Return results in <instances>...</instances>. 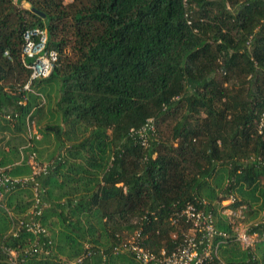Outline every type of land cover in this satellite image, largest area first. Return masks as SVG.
Instances as JSON below:
<instances>
[{
	"label": "trees",
	"instance_id": "obj_1",
	"mask_svg": "<svg viewBox=\"0 0 264 264\" xmlns=\"http://www.w3.org/2000/svg\"><path fill=\"white\" fill-rule=\"evenodd\" d=\"M34 27L58 55L50 76L30 83L42 85V98L20 91L30 75L21 34ZM52 94L49 109L42 101ZM2 114L14 121L10 130L0 116L11 134L25 132L29 115L39 139L24 150L48 165L37 179L50 254L24 264H67L87 250L84 264L101 261V251L108 264H137L113 247L138 229L146 250L169 254L189 228L172 222L188 201L231 235L216 205L233 197L222 209L243 207L246 222L264 210V0H0ZM148 120L142 143L134 132ZM13 141L0 166L27 176L28 159L15 163L26 143ZM32 202L28 186L5 208L21 216ZM9 229L0 208V264H8L2 244L33 239ZM217 256L264 264V241L249 250L228 241Z\"/></svg>",
	"mask_w": 264,
	"mask_h": 264
},
{
	"label": "built area",
	"instance_id": "obj_2",
	"mask_svg": "<svg viewBox=\"0 0 264 264\" xmlns=\"http://www.w3.org/2000/svg\"><path fill=\"white\" fill-rule=\"evenodd\" d=\"M21 63L29 71V80L20 91H30V83L33 80H42L50 76L56 66L58 55L54 50H47V32L44 28L34 27L26 29L21 34ZM8 56L7 51L4 52ZM5 119L12 121L10 115H4ZM29 137L38 138L36 126L29 120ZM151 120L136 130L142 143L146 141L147 131H152ZM30 146V145H28ZM27 164L31 173L27 176H11L8 169L0 166V208L6 210L10 229L7 236L13 239L19 238L23 234L31 236V242L24 247H9L1 245V250L6 257L8 264H24L28 259L35 256H48L50 254V241L47 238V231L40 224L42 211L45 207V189L38 183V177L45 175L48 171L47 164H40L35 153H30ZM31 186L33 189L32 206L21 216H16L5 208V200L19 189ZM234 202V198L222 201V206H227ZM243 207L236 210L226 208L222 214L230 225L231 235L218 230L215 227V214L212 211L198 209L197 204L188 201L182 210L176 215V220H183L189 225L187 231L181 234V243L171 253L161 251L159 254L146 250L141 245L140 230L133 235L125 237L118 245L113 247V253H126L137 264H224L218 260V250L220 246L228 241L236 242L241 249H253L257 243L264 241V211L260 217L251 222L244 221ZM5 239V237H4ZM88 249V246H85ZM97 264H108L105 255ZM91 257V252L86 251L75 260L67 264H84V261Z\"/></svg>",
	"mask_w": 264,
	"mask_h": 264
},
{
	"label": "crops",
	"instance_id": "obj_3",
	"mask_svg": "<svg viewBox=\"0 0 264 264\" xmlns=\"http://www.w3.org/2000/svg\"><path fill=\"white\" fill-rule=\"evenodd\" d=\"M42 86V85H41ZM41 86H39V85H31L30 86V91H28L29 93H31L32 95H34L35 97H37V96H39L40 98H42V95H41V92L39 91L40 90V88H41ZM37 101H39V99L37 100ZM42 102H44V100L42 101ZM5 115V114H4ZM4 115L2 114V115H0L3 119H5V117H4ZM29 116V115H28ZM27 116V118H26V122H25V128H26V131L25 132H22V133H17V134H19V135H25L26 134V141H25V143H26V145H22V146H19L18 147V157H19V159H18V161H16L15 163H19V162H21L24 158L26 159H28V156L30 155V152H27V151H25L24 149H27L29 146L28 145H33V143H34V141L35 140H38L39 139V134H38V138L36 139V138H33V137H29V128H28V123H29V120H30V118ZM7 120V119H6ZM2 121V120H1ZM0 121V141H1V139L2 138H4L6 141L7 140H9V138H10V136L12 137V136H15L16 135V133L15 134H11L10 132V134L9 133H6V131H3V129H2V122ZM11 122H14L13 120L12 121H10V123ZM13 129V126L11 125L10 126V130H12ZM37 131V130H36ZM37 133H38V131H37ZM5 141V142H6ZM4 142V143H5ZM4 143H3V145L2 146H4V147H1V144H2V142H0V160H1V156H2V153H4L5 155H7L8 154V148H7V146H5L4 145ZM30 148V147H29ZM37 148L40 150H42V148L41 147H39V146H37ZM51 150V149H50ZM34 153V152H33ZM25 154V155H24ZM36 155V154H35ZM15 159V157L14 158H11V160H14ZM42 159L43 158H41V161H42ZM9 167H10V164H8V165H6L5 166V168H7V169H9ZM43 200H44V198H43ZM44 203H45V207H44V209L47 207V205H48V203L47 202H45L44 201ZM222 205H216V212H217V214H221L222 216H224L223 214H222V212H223V210L224 209H226V208H224V209H222ZM44 209H43V211H44ZM43 211H42V214H43ZM264 210H262L261 212H259V214L257 215V216H255L254 217V219L253 220H250V221H255V220H257L259 217H260V215H261V213L263 212ZM244 213V212H243ZM42 216V215H41ZM224 218H225V216H224ZM215 219H216V217H215ZM249 221V222H250Z\"/></svg>",
	"mask_w": 264,
	"mask_h": 264
},
{
	"label": "rangeland",
	"instance_id": "obj_4",
	"mask_svg": "<svg viewBox=\"0 0 264 264\" xmlns=\"http://www.w3.org/2000/svg\"><path fill=\"white\" fill-rule=\"evenodd\" d=\"M22 7H24V8H29V5L28 4H26V3H22ZM45 99V98H44ZM54 101H55V97H54V94H52V98H51V100L48 102V100H44V102H43V105L47 108H49V109H54ZM1 121V120H0ZM2 123V126L3 127H5V123L3 122V121H1ZM10 123V122H9ZM14 122H11L10 123V126L13 124ZM36 130H38V128L36 127ZM163 130H164V126H163ZM25 131H26V128H25ZM6 133H9V132H7L6 131ZM10 134V133H9ZM11 137V136H10ZM157 138H158V135L156 136ZM14 141H13V143L14 144H16V143H18L19 141H23L21 144H24L25 143V141H26V134L25 135H19V134H17L16 133V135L15 136H12L11 137ZM6 140L4 139V138H2L1 139V141L0 142H2V144H1V147H4V146H2L3 145V143L5 142ZM4 145H5V143H4ZM48 149V148H47ZM54 150V146L52 145V151ZM60 151H62V150H60ZM25 155V154H24ZM19 158V157H18ZM43 160H46L47 158H48V156L47 155H43Z\"/></svg>",
	"mask_w": 264,
	"mask_h": 264
}]
</instances>
